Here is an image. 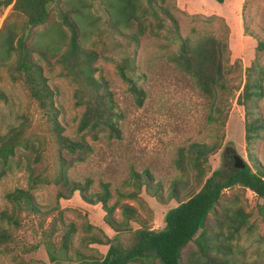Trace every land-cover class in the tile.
<instances>
[{
    "label": "rangeland",
    "instance_id": "obj_1",
    "mask_svg": "<svg viewBox=\"0 0 264 264\" xmlns=\"http://www.w3.org/2000/svg\"><path fill=\"white\" fill-rule=\"evenodd\" d=\"M78 7L82 9V15H70L80 19L81 45L97 53L93 64L95 77H103L108 82L123 114L120 120L121 138L101 137L95 141L87 138L93 150L82 161L72 160L66 151L59 152L54 136L52 134V138L50 137L49 127L35 101L29 96L22 82L12 80L8 70L10 61L5 52L8 47L6 35L9 31L15 33V38L26 34L24 18L13 11V3L1 8L0 134L6 132L8 125L18 123L20 117L26 118L29 122L26 134L45 139L42 159L33 166L37 172L52 177V181L37 183L30 188L28 174L24 169L23 151L17 150L14 157L20 163L10 162L3 169L0 163V211L10 205L5 198L6 193L16 188L27 190L40 209V213L21 212L22 224L13 229L19 243L14 245L11 242L9 247H13L12 252L0 251V264H14L21 258L25 260V264H52L43 244V231L52 228V224L58 227L50 236L56 247L60 245L62 226L73 223L76 227L68 252L72 261H63L62 264H82L75 258V250L94 258H101L106 254L108 246H86L82 243L90 235L101 239L107 236L123 247L134 243L135 235L132 230L115 232L105 224L100 203L86 202L78 191L67 196L71 183L85 186L84 191L88 195L101 194L106 187L110 194L108 205L116 200L128 203L149 221L152 228H161L165 213L176 205L174 200L167 198L174 183H178L180 179L178 190L181 196L197 190L194 171L187 168L184 173H180L174 167L178 147L192 142H210L218 126L209 121L208 103L189 78L167 61L168 52L176 49V45L168 44L163 37L165 30H161L158 36L146 32L137 44H127L121 34L113 35L107 31L98 2L55 0L46 25L52 28L36 38L35 34L45 28L33 27L30 32L31 39L52 48V55L63 50L70 31L61 22L59 13L62 10L71 12ZM169 8L177 20L182 36L190 35L192 27L197 30L208 28L221 38L227 35L229 55L225 66L230 88L242 84L244 70L251 65L256 55L264 72V55L256 53L257 41H264V0H224L221 4L215 0H169ZM196 15L198 17H194ZM212 15L215 16L213 19L205 21ZM125 52L134 57V76L143 89L141 104L137 103L136 97L128 91L127 85L117 72L116 63ZM33 58L48 76V84L54 91V102L60 109L58 119L64 128V134L73 137L83 109L74 104V84L69 78L60 75L61 67L55 64L56 56H52L49 64L39 59L35 53ZM262 87L263 94L256 99L255 112L264 123V75ZM229 101L230 110L223 127L221 147L208 160L211 170L233 165L235 154L252 165L244 138V108L236 103L235 97ZM251 152L253 159L264 166V129L259 132ZM60 153L70 162L65 170L69 181L67 186L54 182L62 166ZM145 172L150 179L140 186L133 175ZM154 188L160 189L158 195H162V201L154 194ZM59 192L64 197H59ZM119 193H133L134 196L121 197ZM92 199L95 200V196ZM262 203L263 199L242 187L235 186L225 190L221 208L230 214L235 209L248 213L252 226L241 228L235 239L227 240L228 251L226 249L224 253H213L216 259L226 258V264H264V241L259 236L264 235V226L260 223L261 216L257 212V205ZM113 215L120 219V209L116 208ZM136 228L137 225L133 223L132 229ZM226 229L223 227L221 230ZM22 245L36 248L23 253ZM186 253V256L191 253L197 256L193 243L188 244ZM200 261L203 262V259L200 258Z\"/></svg>",
    "mask_w": 264,
    "mask_h": 264
},
{
    "label": "trees",
    "instance_id": "obj_2",
    "mask_svg": "<svg viewBox=\"0 0 264 264\" xmlns=\"http://www.w3.org/2000/svg\"><path fill=\"white\" fill-rule=\"evenodd\" d=\"M54 1L0 0V9L13 3V11L23 16L27 30L26 34L23 33L17 38L14 32L9 31L6 35L8 47L5 52L10 61L8 70L11 72L12 80L22 82L29 96L35 101L49 127L50 137L52 138V134L54 136L59 152L66 151L72 160L82 161L93 150L90 141L101 137L121 138L120 120L123 114L108 82L103 77L97 78L94 75L93 64L97 53L80 43V19L70 14L82 15L81 8H75L71 12L62 10L59 13L61 22L70 31L60 52L52 55V48L42 46L37 40L31 39L30 32L33 27L45 28L35 34L36 38L52 28L46 25ZM92 1L98 2L107 31L113 35L121 34L127 44L130 42L137 44L139 38L146 32L158 36L161 30H165L163 37L168 44L176 45V49L168 52L167 61L189 78L208 103L209 121L218 126L216 125L210 142H192L178 147L174 167L180 173H184L187 168L193 170L197 190L181 196L178 190L180 179L178 183H174L168 191L167 198L174 200L176 205L165 213L164 225L161 228H152L149 221L128 203L116 200L112 205H108L110 194L106 187L101 194L88 195L84 191L85 186L71 183L67 196L78 191L86 202L100 203L104 211L103 221L110 229L115 232L132 230L135 235V241L129 247H123L107 236L101 239L90 235L84 238L82 243L86 246H108L106 254L101 258H94L75 250V258L82 264H226V258L222 257L218 260L213 253H224L226 249L228 251L227 240L235 239L240 234L241 228L246 226L250 228L252 223L249 221V214L240 209H235L230 214L221 208L225 190L238 186L263 199V203L257 205V212L261 216L260 223L264 226V166L253 159L251 152L259 132L264 129L263 121L255 112L256 99L263 94L264 75L258 55L251 65L245 68L242 84L230 88L225 66V60L229 55L227 35L221 38L208 28L197 30L192 27L190 35L182 36L176 18L170 12L169 0ZM215 1L220 4L224 2V0ZM214 17V15L209 16L205 21H210ZM33 53L47 64L50 63L52 56H56L55 64L61 67L60 75L69 78L75 86L74 104L83 109L73 137L64 134V128L58 119L60 109L54 102V91L48 84V76L33 58ZM256 53L264 55V41H257ZM116 68L128 91L136 97L137 103L141 104L143 89L137 84V77L134 76V57L129 52L121 54ZM234 97L236 103L244 108V138L252 165L245 163L244 168L231 165L211 170L208 160L221 147L223 127L230 110L229 100ZM28 123L26 118L20 117L18 123L8 125L6 132L0 134V163L2 169L10 162L20 163L14 157L17 150L23 151L24 169L28 174L29 186L33 188L37 183L51 182L52 177L37 172L36 167L33 166L42 159L45 139L27 135ZM59 160L62 166L54 182L67 186L69 181L65 170L70 162L61 153ZM133 177L140 186L150 179L146 172L134 174ZM153 190L162 201V195H158L160 189ZM58 196L64 197L61 192ZM93 196L95 200L92 199ZM119 196L132 197L134 194L119 193ZM5 198L10 205L0 211V251L12 252L13 247H9L11 242H14V245L19 243L13 229L19 228L22 224L21 212L40 213V209L30 193L24 189L16 188L6 193ZM116 208L120 209V219L113 215ZM133 223L137 225L136 229H132ZM62 227L63 233L58 247L50 240V236L58 230V227L52 224V228L43 231V244L52 264L72 261L68 252L76 227L73 223ZM223 227L227 229L222 231ZM259 236L264 241V235ZM189 243L195 245L197 256L194 253L186 256ZM35 248L36 246L22 245L21 252L27 253ZM14 264H25V260L21 258Z\"/></svg>",
    "mask_w": 264,
    "mask_h": 264
},
{
    "label": "water",
    "instance_id": "obj_3",
    "mask_svg": "<svg viewBox=\"0 0 264 264\" xmlns=\"http://www.w3.org/2000/svg\"><path fill=\"white\" fill-rule=\"evenodd\" d=\"M233 159H234V163H233L234 167H236V168H244L245 167V162L243 161V159L239 155H237V154L233 155Z\"/></svg>",
    "mask_w": 264,
    "mask_h": 264
}]
</instances>
